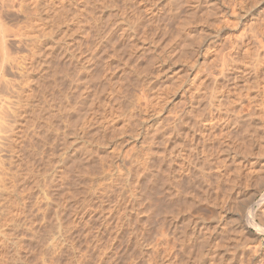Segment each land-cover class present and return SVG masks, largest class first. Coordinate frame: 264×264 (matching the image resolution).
I'll use <instances>...</instances> for the list:
<instances>
[{
    "label": "rangeland",
    "instance_id": "rangeland-1",
    "mask_svg": "<svg viewBox=\"0 0 264 264\" xmlns=\"http://www.w3.org/2000/svg\"><path fill=\"white\" fill-rule=\"evenodd\" d=\"M0 20V264H264L244 94L264 0H0Z\"/></svg>",
    "mask_w": 264,
    "mask_h": 264
},
{
    "label": "bare ground",
    "instance_id": "bare-ground-1",
    "mask_svg": "<svg viewBox=\"0 0 264 264\" xmlns=\"http://www.w3.org/2000/svg\"><path fill=\"white\" fill-rule=\"evenodd\" d=\"M21 10H22V8H21ZM232 11H234V10H232ZM4 25L2 26V22H1V20H0V50H1V52L3 53V55H5V49H6V39H5V33H4ZM99 39H100V37H99ZM237 42L236 43H239L240 45L239 46H241L242 44H243V41L241 40V39H239V40H236ZM101 42V41H100ZM235 43V44H236ZM102 44V43H101ZM104 44V43H103ZM234 46V45H233ZM71 48V47H70ZM94 48V47H93ZM98 48V47H97ZM74 49V48H73ZM102 49V48H101ZM70 50V49H69ZM242 50V49H241ZM92 51V50H91ZM90 51V52H91ZM234 51V50H233ZM237 51V50H236ZM70 52H71V50H70ZM232 52V51H231ZM235 52V51H234ZM244 52H245V50H244ZM72 53V52H71ZM73 53H74V51H73ZM92 53H94V51L92 52ZM91 53V54H92ZM231 54V53H230ZM74 55H75V53H74ZM99 56V55H98ZM98 56H96V57H98ZM71 57V56H70ZM94 57H95V55H94ZM84 58V57H83ZM93 58V57H92ZM91 58V59H92ZM108 58V57H107ZM94 59H96V58H94ZM93 59V60H94ZM225 59V58H224ZM226 60V63H227V59H225ZM96 61V60H95ZM224 61V60H223ZM82 64V63H81ZM90 64V63H89ZM223 64H225V61L223 62ZM87 65V64H86ZM226 65V64H225ZM84 67H86V66H84ZM89 67H91V65L89 66ZM88 67V68H89ZM107 68V67H106ZM225 68V67H224ZM82 69H83V67H82ZM222 69V68H221ZM224 70V69H223ZM88 71H89V69H88ZM85 72H87V71H85ZM233 75H232V78L233 79H237L239 76L236 74H234V73H232ZM248 72L244 69V94L245 95H248L247 97L249 98V101H248V98H247V102H248V104L249 105H251L252 104V106L254 107V109L255 108H257L258 106H259V104H261V103H263L264 104V83H261V85H260V81H255V79H259L258 78V76H256V77H254L255 79H254V81H253V84H252V86L250 85V83H249V79H248ZM226 78H227V76H226ZM231 78V77H230ZM106 80V79H105ZM227 80H229L228 78H227ZM264 82V81H263ZM87 85V84H86ZM84 86V85H83ZM101 86V85H100ZM103 87V86H102ZM252 88H257V90H256V94H255V96H253V97H250V93H249V91L252 89ZM83 89H86V88H83ZM100 89H102V88H100ZM86 90H89L88 88L86 89ZM86 90H84V91H86ZM103 90V89H102ZM83 91V92H84ZM221 91V90H220ZM86 94V93H85ZM90 94V93H89ZM91 95V94H90ZM244 95V96H245ZM89 96V95H88ZM87 96V97H88ZM95 96V95H94ZM93 95H92V97H94ZM224 95H222V93H221V95L219 96V97H217L216 98V105H213L212 103L214 102V100H213V98H212V100H213V102L212 103H210V106H215V108H216V106L217 105H219L220 106V104H221V106H223L222 105V103L224 102L223 101V99H225V101L226 100H228V99H226V94H225V98L223 97ZM85 97V96H84ZM83 97V98H84ZM96 97V96H95ZM203 97V96H202ZM216 97V96H215ZM214 97V98H215ZM228 97V96H227ZM246 97V96H245ZM86 98V97H85ZM200 99V98H199ZM210 99V98H209ZM87 100V99H86ZM211 100V101H212ZM83 101H85V99L83 100ZM89 101V100H88ZM91 101V100H90ZM200 101H201V99H200ZM86 102V101H85ZM84 103V102H83ZM91 103V102H90ZM93 103V102H92ZM200 103V102H199ZM215 103V102H214ZM225 103V102H224ZM227 103H228V101H227ZM85 104H87V103H85ZM206 104V103H205ZM226 104V103H225ZM247 104V105H248ZM200 105V104H199ZM209 105V104H208ZM248 105V106H249ZM89 106H90V104H89ZM204 106V105H203ZM221 106H220V108H221ZM225 107H226V105H224ZM252 106H251V108L249 107V110H251V111H249V112H245L246 114H244V119H246L248 122H250L251 124H250V126L253 124V126L252 127H254L255 125H257V123L258 122H256L255 120H256V117H255V110H252L253 108H252ZM200 107V106H199ZM247 107V106H246ZM217 108H219L218 106H217ZM248 108V107H247ZM199 109V108H198ZM203 109V108H202ZM207 109V108H206ZM244 109H245V106H244ZM67 110H69V109H67ZM216 110V109H215ZM218 112V111H217ZM68 113V112H67ZM200 114H202V113H200ZM185 116V115H184ZM241 118V117H240ZM182 119V118H181ZM243 119V118H242ZM180 120V119H179ZM89 121V120H88ZM237 121V120H236ZM233 122V121H232ZM238 122V121H237ZM247 122V123H248ZM246 123V122H245ZM245 126V125H244ZM257 126H259V125H257ZM257 126H255V130H253L252 129V131H250L251 130V128H250V130H248V129H245V134L246 133H248V136L247 137H250L253 141H256V139H257V135L260 133V131H261V129L259 128V127H257ZM204 132V131H203ZM251 132V133H250ZM250 133V134H249ZM202 134V133H201ZM247 135V134H246ZM172 154V153H171ZM170 156V155H169ZM183 168H184V171L186 170V169H189L188 167H187V165L185 164V165H183ZM182 168V169H183ZM259 169H260V175H259V177H260V186L263 188L264 187V165L263 166H261L260 165V167H259ZM200 170V169H199ZM199 170H198V172H199ZM202 170V169H201ZM187 171V170H186ZM205 172H207L205 169L199 174L200 176V178L201 179H203V181L205 182V180H207V179H209V178H207V176H208V172L207 173H205ZM185 173V172H184ZM209 173H211V172H209ZM198 174V173H197ZM197 174H196V176H197ZM210 175V174H209ZM186 176V175H185ZM176 177V176H175ZM178 177V176H177ZM176 177V178H177ZM180 177V176H179ZM187 177V176H186ZM198 177V176H197ZM210 177V176H209ZM174 179V178H173ZM179 179V178H178ZM178 179H174L173 181H176L177 183L178 182H180ZM205 179V180H204ZM208 181V180H207ZM175 182V183H176ZM202 182V181H201ZM174 183V182H173ZM203 183V182H202ZM171 184V183H170ZM179 184V183H178ZM209 184V183H208ZM207 183H206V186L208 185ZM172 185V184H171ZM181 185V184H180ZM210 185V184H209ZM177 186V185H176ZM181 187V186H180ZM178 188V189H181V188ZM175 188V187H174ZM175 190V189H174ZM186 190V189H185ZM203 190V189H202ZM180 191V190H179ZM183 191V190H182ZM189 191V190H188ZM187 191V192H188ZM184 192V191H183ZM204 192V191H203ZM179 194L181 193L182 194V192H178ZM185 194V193H184ZM207 194V193H206ZM203 195V194H202ZM227 195H229V194H227ZM191 197V196H190ZM200 197V196H199ZM195 198V197H194ZM193 198V199H194ZM224 198V197H223ZM227 198V197H226ZM202 199H200V201H201ZM227 200V199H226ZM226 200H225V202H226ZM192 202V201H191ZM223 203H224V201H223ZM248 206V205H247ZM250 207V206H249ZM248 207V208H249ZM17 208V207H16ZM249 210H250V208H249ZM248 210V211H249ZM178 211V210H177ZM179 212V211H178ZM259 214H264V206H263V208L262 209H260L259 210V212H258ZM172 214V213H171ZM175 214H177L178 215V213L176 212ZM172 215H174V214H172ZM264 216V215H263ZM174 218V217H173ZM176 219V218H175ZM14 222V221H13ZM3 224V223H2ZM11 225H14L12 222H11ZM8 227H10V226H8ZM12 227V229H13V226H11ZM10 227V228H11ZM10 228H8L7 229V231H6V233L5 232H2V234H0V237L2 238V243L0 244V253H2L3 251H5V249H11V248H13V246L15 245V241H13L11 238H10V233L8 234V230H10ZM224 229V228H223ZM226 229V228H225ZM200 230V229H199ZM230 232H228V234H229ZM227 234V233H226ZM226 234H224V233H222V235L223 236H225ZM228 234L226 235V236H228ZM230 236V235H229ZM226 238V237H225ZM203 240H205V238L203 239ZM203 240H201L202 242H203ZM222 240H223V238H222ZM223 241H225V240H223ZM205 242H206V240H205ZM205 242H204V244H205ZM199 245H200V243H199ZM204 246V245H203ZM200 247H202L201 245L199 246V248ZM201 249V248H200ZM165 264H167V263H165ZM171 264V263H170Z\"/></svg>",
    "mask_w": 264,
    "mask_h": 264
}]
</instances>
